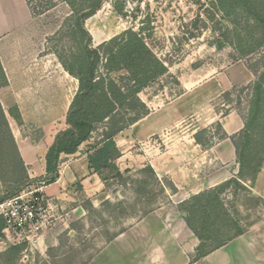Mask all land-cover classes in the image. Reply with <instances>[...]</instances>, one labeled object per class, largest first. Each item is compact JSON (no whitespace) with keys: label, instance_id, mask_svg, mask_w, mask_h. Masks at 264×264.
I'll return each instance as SVG.
<instances>
[{"label":"crops","instance_id":"1","mask_svg":"<svg viewBox=\"0 0 264 264\" xmlns=\"http://www.w3.org/2000/svg\"><path fill=\"white\" fill-rule=\"evenodd\" d=\"M38 18L31 14L26 0H0V63L7 78V84L0 87V103L28 177L46 181L43 192L53 213L64 212L68 216L72 211L84 212L86 206L96 208L114 193L88 167L87 155L94 134L75 153L60 154L55 180L50 183L47 180L51 173L46 171L45 155L56 134L68 127L66 114L78 81L64 69L57 56L45 51V34L35 24ZM67 77L74 79L73 92H66ZM254 78L245 65H232L218 78L219 88L247 86ZM223 93L184 92L154 109L148 106L147 115L114 137L120 152L115 164L123 178L134 166L150 167L154 176L166 178L174 190L165 206L148 212L117 233L85 264H191L198 240L182 216L181 203L230 179H237L248 188L249 196L264 201V167L249 185L239 179L240 166L231 137L242 132L246 117L238 107L223 116L216 115L220 135L209 144L197 143L193 130L185 137L174 139L165 153L153 158L146 152L137 154V149H133L151 143L153 137L163 136ZM14 106L20 115L18 122L8 114ZM52 224L55 226L56 222ZM51 227L44 230L33 248L41 256L48 247L58 244V234L65 229V226ZM51 234L53 240L47 245L46 239ZM192 264H264V231L259 225L251 226Z\"/></svg>","mask_w":264,"mask_h":264},{"label":"rangeland","instance_id":"2","mask_svg":"<svg viewBox=\"0 0 264 264\" xmlns=\"http://www.w3.org/2000/svg\"><path fill=\"white\" fill-rule=\"evenodd\" d=\"M116 1L123 5V11H116ZM56 5L38 16L35 24L45 34V51L69 63L78 51L79 47L74 41L78 37L64 26L69 12L67 7L60 2ZM212 12L215 11L210 0H106L101 9L85 21V27L92 36L93 47L127 29L139 31L144 28L142 35L147 44L168 67L166 74L152 81L139 93L140 99L150 109L169 103L184 92H225L211 100L203 110L184 118L177 127L168 130L163 136L153 137L149 144L133 147L137 149V154L146 152L147 156L153 158L165 153L174 139L185 137L193 130H205V137L213 141L220 135L214 118L216 115H225L235 107L247 118L252 85L264 69V17L255 19L238 10L234 16L225 18L216 12L215 18L210 20L208 16ZM197 17L207 23V27L200 32L190 26ZM104 63L103 58L98 74L115 80L126 76L124 69L108 73ZM232 65H245L254 74V81L247 86L220 89L218 78L223 77ZM67 80L66 92H73L74 79L67 77ZM249 135L251 150L258 154L257 159L260 160L253 164H260L262 168L264 111L250 129ZM8 157L14 159V153L10 152ZM123 161H120L122 167ZM160 162L163 164V160ZM132 169L127 177L106 182L108 190L117 189L116 193L110 194V200L99 203L96 208L86 206L84 212L72 211L68 216L64 212L58 213L55 216L56 225L50 227L65 226V229L58 234V244L48 247L45 255L41 256L33 248L17 252L11 249V242L0 239V264H85L117 233L141 216L168 203L172 190L166 178L154 176L148 167L141 169L134 166ZM249 171L246 169L247 174ZM38 179L28 177L27 181L18 186L0 182V197L17 188H27ZM241 181L246 185L250 182L249 179ZM249 192L246 187L230 184L221 193L225 214L217 216L214 226L221 238L234 235L232 221L237 222L244 231L254 225L261 226L264 231V201L249 196ZM193 219L196 220V216ZM64 222L67 224L63 225ZM52 235L47 237V245L53 240Z\"/></svg>","mask_w":264,"mask_h":264},{"label":"trees","instance_id":"3","mask_svg":"<svg viewBox=\"0 0 264 264\" xmlns=\"http://www.w3.org/2000/svg\"><path fill=\"white\" fill-rule=\"evenodd\" d=\"M105 1L26 0L31 14L36 17L55 8L57 2L63 3L69 11L64 26L68 32L79 38L74 40L79 47L77 53L73 54L74 60L68 63L66 60L59 59L64 69L77 79L78 88L66 114L68 127L56 134L53 144L45 155L46 171L51 173V177L47 178L49 183L55 180L60 154L75 153L78 147L94 133L96 135L90 147L91 152L87 155L88 167L97 172L106 182L109 179L121 178L122 174L115 164V159L119 157L120 152L114 137L149 113V108L140 99L139 93L168 71L167 65L147 44L142 35L144 28H140L139 31L127 29L98 46H92V36L85 27V21L96 14ZM210 4L215 11L208 16L210 20L215 18L216 12L225 18L234 16L238 10L255 19L264 17V0H210ZM114 8L118 12L123 11V5L118 1L114 3ZM190 26L200 32L207 27V23L197 17ZM148 35H150L149 32ZM103 58L108 73L124 69L126 76L115 80L110 76L98 74ZM72 62L74 63L71 64ZM123 79L124 82H122ZM6 84L7 78L0 63V87ZM263 111L264 69L252 85L244 129L238 136L231 137L240 166L238 174L240 180H254L261 169L260 164L256 166L253 164L260 160L257 159L258 154H254L251 150L249 131L258 122ZM126 113H130V116H126ZM8 114L15 121L20 120L16 106L10 108ZM205 133V130H201L194 134L197 143L209 144L210 140L205 137ZM10 152L14 153V159L8 157ZM148 169L154 173L152 168L148 167ZM246 169L250 170V173L247 174ZM27 179L25 165L19 156L7 115L0 103V182L18 186ZM230 184L244 187L237 179H230L180 204V209L186 212L184 220L198 240L195 253L190 258L191 264L244 232L237 222L232 221L234 235L223 239L214 228L215 219L224 213L221 193ZM19 190L17 188L16 191L5 194L0 197V200ZM171 190H174L172 186ZM193 216H196V220ZM3 226V220L0 219V234ZM24 248L25 245L11 247L17 252Z\"/></svg>","mask_w":264,"mask_h":264},{"label":"built area","instance_id":"4","mask_svg":"<svg viewBox=\"0 0 264 264\" xmlns=\"http://www.w3.org/2000/svg\"><path fill=\"white\" fill-rule=\"evenodd\" d=\"M46 183L37 180L35 184L0 200V219L4 223L0 239L31 249L38 244L44 230L53 225L56 216L43 192Z\"/></svg>","mask_w":264,"mask_h":264},{"label":"water","instance_id":"5","mask_svg":"<svg viewBox=\"0 0 264 264\" xmlns=\"http://www.w3.org/2000/svg\"><path fill=\"white\" fill-rule=\"evenodd\" d=\"M116 192H117V189L116 188L112 189V193H116ZM182 216L185 217L186 216V213L185 212H182Z\"/></svg>","mask_w":264,"mask_h":264}]
</instances>
